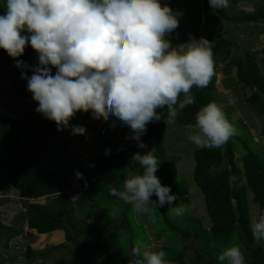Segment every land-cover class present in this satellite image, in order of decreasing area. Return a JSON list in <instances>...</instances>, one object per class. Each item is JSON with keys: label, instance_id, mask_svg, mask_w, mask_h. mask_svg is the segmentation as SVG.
I'll use <instances>...</instances> for the list:
<instances>
[{"label": "clouds", "instance_id": "obj_1", "mask_svg": "<svg viewBox=\"0 0 264 264\" xmlns=\"http://www.w3.org/2000/svg\"><path fill=\"white\" fill-rule=\"evenodd\" d=\"M208 3L211 9H222L229 0ZM6 9L0 15V49L14 60L27 44L37 53L39 66L31 77L22 73L21 79L27 80V90L38 104L35 111L55 122L57 131L71 128L73 136L85 135V128L70 125V120L77 112H91L93 119L114 117L128 126L130 139L144 148L140 137L147 125L162 118L157 109L166 108L167 123L174 124L180 112L195 103L193 88H206L215 75L208 40L171 44L167 37L179 26L178 13L160 0H6ZM25 31L30 35L21 34ZM22 65L16 60L17 67ZM190 128L188 140L201 149L221 148L238 134L216 102L202 106ZM154 152L133 153L131 163L138 162L143 172L129 170L123 190L109 188L110 195L137 214L147 215L177 199L155 175L160 161ZM75 175L82 178L79 172ZM170 211L180 217L186 208ZM251 232L254 241L264 242V214L253 220ZM132 255L133 264H169L162 249L137 244ZM218 260L246 264L238 244L223 248Z\"/></svg>", "mask_w": 264, "mask_h": 264}, {"label": "trees", "instance_id": "obj_2", "mask_svg": "<svg viewBox=\"0 0 264 264\" xmlns=\"http://www.w3.org/2000/svg\"><path fill=\"white\" fill-rule=\"evenodd\" d=\"M229 1L233 6L228 5L229 8L222 11L211 9L208 0H203L204 17L214 21H222V18L231 20L235 30L239 29L238 24H243L246 28L259 25L262 27L264 41V3L255 5L252 11L239 9L235 13L233 10H237L236 0ZM3 9L5 8L0 1V15L6 13ZM233 12L235 14L232 16ZM246 28H241L240 34L230 31L227 27L218 31L209 40L213 58L222 55L233 33L235 35L248 33ZM21 34L30 35L26 31ZM238 49L240 57H233L226 67L234 68L239 91L246 106L254 110L257 116L264 117V75L257 65L256 54L239 47ZM0 53L6 52L0 49ZM33 53L35 51L30 49L16 58L23 62L21 67H17L16 60L9 56L2 58L5 66L0 67V84L6 83V88L2 90L0 87V93L21 101L23 106L26 105L29 116L20 120L0 115V144L10 153V158L1 163V168L7 182L26 197L40 199L54 195L44 203L25 205L26 224L29 230H34L39 235L60 230L64 233V242L50 246L44 251H32L28 247L24 252L26 258L30 262L39 259L44 263L58 254L59 257L67 256V264H85L93 253H100L102 256L100 264H133L136 257L132 255V245L125 248L118 244V227H124L126 224L124 219L119 224L117 219L110 217L97 206L92 212L91 220L83 221L75 216V207L96 202L98 196L103 197L104 182L115 183L116 187L122 184L123 176L128 177L129 170L141 174L143 169L139 163H131L133 153L144 154L155 148L154 155L160 161L155 175L160 183L168 178L170 170L166 166V150L163 146L167 130V109H157L162 118L150 122L147 131L140 137L146 147H137L136 141L130 139L131 129L128 127L125 134L115 142L114 153L98 154L83 163L79 160V148L71 150V128L57 131L55 122L47 120L35 111L38 107L37 102L26 101L32 94L27 90V80L21 79V74L24 73L27 77L33 74V70L24 64L26 58ZM213 93V80L206 88H193L195 103L182 110L175 123L184 128L193 125L197 111L209 102H216ZM225 115L227 117L226 113ZM91 117V112H77L70 120V125ZM107 122L102 127V133L113 128L116 119L112 117ZM261 133L264 134V122ZM77 141L82 144L85 142L82 139ZM232 141L233 143L237 141L243 152L240 168L233 161L230 140L226 143L224 153L216 149L201 148L193 151L194 166L191 178L203 195L205 212L210 223L208 227L200 228L202 236L200 240L203 241L201 247L198 241L192 238L190 243L193 244L190 246L184 244L178 253L168 260L169 264H216L210 255L203 252H206L204 248L217 252L218 247L214 244L227 242L232 235L239 236L244 243L242 250L245 252L246 264H264V242H256L253 239L245 196L246 191H249L253 203L258 206V216L264 214V167L260 165L258 156L249 149L244 140L233 136ZM79 143L77 146L85 150L87 143L85 142V146ZM76 172L82 174L81 179L76 177ZM73 174L80 190L75 201L68 192ZM120 176L122 178H117ZM230 177H235V180L230 182ZM0 231L7 232L4 233L7 241L22 233L20 229L6 228L1 223Z\"/></svg>", "mask_w": 264, "mask_h": 264}, {"label": "rangeland", "instance_id": "obj_3", "mask_svg": "<svg viewBox=\"0 0 264 264\" xmlns=\"http://www.w3.org/2000/svg\"><path fill=\"white\" fill-rule=\"evenodd\" d=\"M258 1L236 0L235 9L237 10L233 11L236 13L239 11V9H244L246 7L250 8V6H255ZM202 2L203 0H160L162 5L167 4L173 9L174 12L176 10L175 13H178L177 19L179 20V26L168 35V38L171 40V43L173 42L172 45L174 47H180V45L189 42L192 38H195L196 40L204 38L209 41L216 35L218 31H222V29L226 27L230 29V31L238 32L239 34L241 33V28H246V26L243 24H238L239 27L237 25L236 26L239 29L235 30V28L233 29L232 26L234 23L231 22V20L227 21L225 18H222V21H214V19L210 20L209 18L207 19L202 13ZM229 6H233L232 3H229ZM4 8L5 9L3 10L6 12L7 9L6 7ZM227 8H223L224 10H221L225 11ZM234 12L232 13V16L235 14ZM228 13L229 12H227V14ZM228 16H230V14H228ZM261 28L262 27L259 25H251L246 28L248 29V33L245 32L241 35H235V33L232 34L231 41L229 42L228 46L225 45L224 51L221 53L222 55L214 57L215 75L213 76L212 80L214 82L213 98L216 102L220 103L223 111L227 114L226 118L236 127L238 134L235 136L247 143L248 147H250L249 149L254 151L258 156L260 165L264 167V134L262 135L261 133L264 117L257 116L254 110L246 106L242 100L241 92L239 91L234 68L226 67L228 61L233 57H240L241 53L240 49H238L239 47L245 51L249 50L256 54V61L258 62L257 65L260 72L264 75V41ZM226 52L228 53L225 54ZM223 54H225L224 58ZM3 57H8V54L0 53V67L5 66V63L2 62ZM24 64L32 70L35 67H38L39 63L37 53L35 52L29 55L24 61ZM0 87L2 90H4L6 88V83L1 82ZM7 97L10 100L12 99L10 96ZM6 101H8V99ZM77 124L78 123L75 125ZM166 125L167 130L165 132L163 146L166 150V166L170 170V174L166 180L161 182V185L169 187L170 194L176 196L177 199L173 202V204H165L163 207H157L156 210L150 211L147 215L137 214L135 211H133L131 205L125 204L117 197L109 194L110 187H114L117 190H123L124 180L126 179L125 175L123 176L122 184L120 183L119 186L115 187V183L107 184V182H104L102 186L104 196H98V200L96 202L87 203L89 210L82 209L81 207L79 213L89 214L92 218V212L98 206L110 217L117 219L119 224H121L122 220L124 219L127 225L125 224L124 227H118L119 245L129 248L130 244L132 247L136 246L137 244H141L152 251L162 249L166 253L165 259L169 260L172 258V256H175L178 253L184 244L189 246L192 245L193 243H190L192 238H195L196 241H198V245L201 247L203 241L200 240L202 237L200 228L208 227L210 222L206 216L203 195L193 184L191 178L194 166L192 153L194 150L198 149L188 140V135L192 129L190 127L184 128L178 126L176 123L168 124L167 120ZM78 136L79 135L71 136V140L72 138L76 137L74 140H72L71 147H77L79 143L77 141ZM85 142L82 145H86V148L88 149L90 147L103 144V140L99 138H93L92 136H89L88 140L85 139ZM230 143L232 144L230 150L233 153V161L235 165L240 168V158L243 156V152L240 150L237 141L233 143L231 138ZM226 145L227 144L216 150H220L222 153H224ZM80 148L78 151L79 157L88 154L86 150L83 148V150H81ZM83 153L86 154L84 155ZM0 155H5L4 151H0ZM117 178L122 177L120 176ZM68 192L72 193V198L74 194H76L75 197L77 198L80 190H78V188L76 190L70 189ZM245 196L248 207L249 227L251 229L253 220L258 217V206L253 203L252 195L249 191H246ZM151 199L153 201L157 200L155 194L152 195ZM46 200L47 199L43 201L40 200V202L43 203ZM179 206H184L186 208V212L183 216L177 217L171 213L170 208ZM123 216H125V218ZM90 220L91 219L83 221ZM2 232L7 233L5 231ZM42 238L44 237H35L34 233L29 231V233L25 234V236L19 238L18 241L21 242L23 239L22 243H27L31 249H42L41 251H44L48 249L49 246L45 248L44 243L43 245L40 243ZM63 242L64 239L60 244ZM218 243L214 244V246L218 247L217 252L210 249L207 250L208 248H204L206 252L203 251L205 254L210 255V257L216 261V264H221V262L218 260V255L223 248L235 244L240 245L242 248L244 245L242 239L237 235H232L227 242L224 241L223 243ZM220 244L222 245L220 246ZM153 245H155V247H152ZM18 249H22L24 251V247H18ZM66 263V255L59 257L58 254H55V262L47 264Z\"/></svg>", "mask_w": 264, "mask_h": 264}, {"label": "crops", "instance_id": "obj_4", "mask_svg": "<svg viewBox=\"0 0 264 264\" xmlns=\"http://www.w3.org/2000/svg\"><path fill=\"white\" fill-rule=\"evenodd\" d=\"M258 1V0H256ZM2 5L6 7V0H1ZM264 3V0H259L255 5ZM247 11H252L254 9V6H250V8H244ZM168 38V37H167ZM169 39V38H168ZM171 41V40H170ZM173 43V42H172ZM171 43V44H172ZM51 72L53 75H55L56 69H51ZM2 96L8 101L5 103L0 102V115H7V116H13L17 119L23 120L26 119L29 116L28 110L26 108V105L15 99H9L7 95H2L0 93V97ZM9 96V95H8ZM32 95L26 100L27 102H31ZM8 106V107H4ZM108 123L107 121L103 120H96L91 117V119H86L85 121H80L77 125L83 126L85 128V135H79L77 139H82L85 141L88 140L89 136H92L93 138H99L103 140V144L90 147L89 149L86 148L88 154L83 153L85 156L82 155V157H79V160L81 162H87L88 160H91L98 154H105V151L108 150V153H114L115 152V142L122 137L125 132L128 129V126L122 125L119 121L116 120L114 127L110 128L107 132L102 133V127H104V124ZM77 136V135H76ZM76 138V137H75ZM75 138H72L74 140ZM74 142V141H73ZM79 145L82 146V143L80 142ZM77 147H71V150H75ZM83 150L82 148H80ZM0 151H4L5 155H0V223L5 226L6 228L11 229H20L22 230V233L18 235L17 237H14L12 239H9L8 241L4 238V233L0 231V263L1 264H47L51 262H55V256L53 258H50L48 260H45L44 263H42L39 259L34 261H28V258H26L25 255V249L31 247L27 243L19 242V238H22V236H25V234L29 233V231H32L37 236H43L42 241L40 242L42 245L44 243L45 248L47 246L50 247V245L55 246L59 245L63 239L64 235L63 232L60 230L53 231L48 234L39 235L34 230H29L27 228L26 224V211H25V205L28 203H41L40 200L49 201L54 195L42 197L40 199H32L26 197V195L21 194L19 191H17L15 188H13L4 177V174L2 172L1 163L9 158L10 153L9 151L4 148L0 144ZM76 187V188H75ZM78 187L75 183V177L74 174L70 180V189L76 190ZM79 190V188H78ZM72 195V193H71ZM76 194L73 196V200L76 198ZM78 198V196H77ZM76 198V199H77ZM75 199V200H76ZM74 200V201H75ZM44 203V202H43ZM89 210L87 203L81 204L77 207H75V216L83 219L88 220L91 219V216L86 213H79L80 208ZM24 247V251L22 249H18V247ZM32 251H41L42 249H31ZM100 253H93L91 258L85 263V264H100L101 259ZM91 261V263H90ZM67 264V263H66Z\"/></svg>", "mask_w": 264, "mask_h": 264}, {"label": "water", "instance_id": "obj_5", "mask_svg": "<svg viewBox=\"0 0 264 264\" xmlns=\"http://www.w3.org/2000/svg\"><path fill=\"white\" fill-rule=\"evenodd\" d=\"M30 49H32L31 46H30V44H27V45L25 46L24 52H25V51H29Z\"/></svg>", "mask_w": 264, "mask_h": 264}]
</instances>
